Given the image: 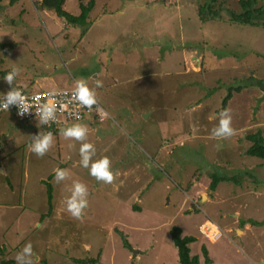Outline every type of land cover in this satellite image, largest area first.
Segmentation results:
<instances>
[{
  "label": "rangeland",
  "instance_id": "374dc122",
  "mask_svg": "<svg viewBox=\"0 0 264 264\" xmlns=\"http://www.w3.org/2000/svg\"><path fill=\"white\" fill-rule=\"evenodd\" d=\"M88 1L65 0L64 9L77 15ZM217 1L218 16L202 19L198 6L208 0H93L77 26L40 0L0 2V95L14 67L16 86L29 91L70 89L81 77L95 88L101 80L95 91L106 116L93 118L87 140L116 176L111 184L90 176L80 166V142L64 138L62 127L37 157L32 135L51 127L0 113V159L13 162L0 171V263L16 264L31 242L34 264H180L170 234L176 226L195 237L190 253L199 264H252L246 255L262 264L264 224L236 229L244 216L264 219V159L246 154L247 136H264V16L231 22L238 0ZM229 93L235 134L217 141L211 130ZM89 119L79 123L90 126ZM57 166L69 173L60 184ZM218 176L224 180L211 190ZM74 180L89 191L82 220L64 204ZM206 219L220 228L215 240L200 231Z\"/></svg>",
  "mask_w": 264,
  "mask_h": 264
},
{
  "label": "clouds",
  "instance_id": "9594fccd",
  "mask_svg": "<svg viewBox=\"0 0 264 264\" xmlns=\"http://www.w3.org/2000/svg\"><path fill=\"white\" fill-rule=\"evenodd\" d=\"M19 69L12 68L6 73L3 79L11 86L6 94L0 95V110L7 111L11 106L18 108V115L24 116L29 113L33 107H36L35 115L39 121V125L50 126L56 119V104L40 103L38 97H33L35 103L29 104L26 102L24 93L16 86L15 80ZM103 87V82L99 79L95 80V88ZM95 88L89 86L88 81L84 78H77L74 82L73 90L70 93L71 102L78 104L82 108L91 109L97 104ZM78 114L75 115V120L79 121ZM39 125H37L39 127ZM61 135L66 139H71L80 142L79 156L80 166L88 169L89 175L95 178L98 182L111 184L116 176L112 170V161L108 156L96 155L95 145L87 140L88 128L87 125L74 122L71 126L60 129ZM235 134L232 127V116L230 109L224 108L218 113V124L211 130V138L217 141H222L230 138ZM54 143V135L52 132H41L32 135V142L29 145V150L37 157H44ZM74 147V145H69ZM54 182L60 184L68 179L69 173L67 169L55 167L53 169ZM89 191L85 183L74 180L71 187L68 189V195L64 200L67 213L76 220H82L85 209L89 204ZM34 251L31 242L25 244L20 252L16 254V264H34Z\"/></svg>",
  "mask_w": 264,
  "mask_h": 264
},
{
  "label": "trees",
  "instance_id": "16d2710c",
  "mask_svg": "<svg viewBox=\"0 0 264 264\" xmlns=\"http://www.w3.org/2000/svg\"><path fill=\"white\" fill-rule=\"evenodd\" d=\"M2 0H0L1 2ZM19 0H9V3L15 4ZM64 1L65 0H40L41 8L52 9L56 16L60 19H63L68 24L72 26H77L78 24L84 25L86 23V19L89 11L93 6V0H89L86 5L79 4L80 12L75 15L69 13L64 9ZM217 0H208L207 3H203L198 6V14L202 19H210L216 18L219 14V11L223 7V2H218ZM238 4L240 7L239 12L232 11L229 15V20L231 22H238L243 24H251L253 21V17L255 16H264V5L257 4V0H238ZM13 45V44H12ZM0 48H6V42L0 43ZM241 89V88H237ZM231 97V93L226 95L223 99L222 108H226L227 102ZM70 124V123H69ZM68 125V124H67ZM66 125V126H67ZM65 126V127H66ZM64 128V127H62ZM52 133L59 130V128L52 127ZM247 139L252 143L247 148V155L258 157L260 159H264V136L261 135L260 132H255L249 134ZM234 176H227V180L234 179ZM221 180H224L223 177H215L211 180L210 189L214 190L217 186V183ZM48 203L50 204L52 198V188L49 184H46ZM252 224L264 223L261 221H254L249 219ZM181 229L179 227L173 226L170 230V234L173 240L174 245L177 248L178 260L180 264H199V258L197 255H191L190 253V244L195 241V237L192 235H181ZM204 255L206 256V249H203ZM206 258V257H205ZM206 261L208 259L206 258ZM94 261L91 260L90 263ZM0 264H4L3 262ZM7 264H13V262L9 261Z\"/></svg>",
  "mask_w": 264,
  "mask_h": 264
},
{
  "label": "built area",
  "instance_id": "2783aa9c",
  "mask_svg": "<svg viewBox=\"0 0 264 264\" xmlns=\"http://www.w3.org/2000/svg\"><path fill=\"white\" fill-rule=\"evenodd\" d=\"M18 88L24 93L25 97L27 98L26 102L29 104L35 103L32 99L33 97H38L40 103L56 104V112H55L56 119L50 125L51 127L50 132H52L53 130L52 127L55 128L65 127L69 123L80 122L88 116L95 118L97 121H102L105 119L104 117L106 116V113L101 109L98 102L91 109L82 108L78 104L72 103L70 93L73 90V88L54 90V91H43V90L29 91L21 87ZM35 111H36V107H33L29 113L25 114L24 116H20L18 115L17 107L11 106L8 110V112L12 113L19 122H24L31 125L34 124L36 121H38V119H36ZM3 112H7V111L0 110V113ZM76 114H78L80 117L79 121L75 120ZM203 223L200 225V231L206 238L215 240L220 236L221 234L220 228L215 223L210 221V219H206V221L204 220Z\"/></svg>",
  "mask_w": 264,
  "mask_h": 264
},
{
  "label": "crops",
  "instance_id": "0c3cea01",
  "mask_svg": "<svg viewBox=\"0 0 264 264\" xmlns=\"http://www.w3.org/2000/svg\"><path fill=\"white\" fill-rule=\"evenodd\" d=\"M200 60L201 59H199V58H196V65L197 66H199V67H201V64H202V62H200ZM14 116V115H13ZM90 119V121H91V123H90V126H87V128H88V130H92L93 129V127L91 126L94 122H96L92 117H90V116H88ZM72 123H74V122H72ZM98 123H101V122H98ZM71 124V123H70ZM243 137H245V136H243ZM247 152V151H246ZM245 153V152H244ZM13 153H11V154H9L8 155V157H10L11 155H12ZM247 154V153H246ZM246 154H244V156L246 155ZM6 158V157H5ZM0 159V171H2V172H4L5 170H7L6 168L7 167H9L8 165H11V164H13V162H11L12 160H9L8 162H6L5 160L6 159ZM18 164V163H17ZM9 170H11V171H15V169H13V168H9ZM240 170H242V168L240 169ZM243 173H244V171H242L241 172V174H242V176H243ZM243 178L241 177L240 178V180H242ZM238 186H240V185H238ZM244 224H243V228H241V229H236V231H239L240 233L242 232V233H244L245 232V230H247V231H249L250 230V225L252 226V225H261V224H264V223H259V224H252L250 221H249V217H245L244 216ZM264 220V219H263ZM263 220H260L261 222H264ZM246 257L249 259V261L250 262H252V264H256V263H254V262H256L254 259H252L249 255H246ZM253 260V261H252ZM260 263H262V264H264V259L263 258H261L260 259Z\"/></svg>",
  "mask_w": 264,
  "mask_h": 264
}]
</instances>
